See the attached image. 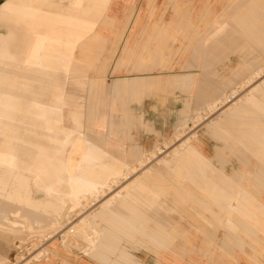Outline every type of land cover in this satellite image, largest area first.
I'll list each match as a JSON object with an SVG mask.
<instances>
[{
    "label": "rangeland",
    "instance_id": "1",
    "mask_svg": "<svg viewBox=\"0 0 264 264\" xmlns=\"http://www.w3.org/2000/svg\"><path fill=\"white\" fill-rule=\"evenodd\" d=\"M157 6V0H148L147 16ZM26 28L28 35H12L13 78L7 73L0 79V163L13 161L17 152L46 158L59 145L66 147V139H58L62 94L84 97L89 79H96L93 89L108 98L109 78L139 74L115 73L114 65L110 71L115 59L111 49L106 52L110 46L99 50L89 42L93 65L78 59L83 69L78 67L79 74L70 75L63 88L61 56L69 57L73 44L36 33L33 25ZM141 40L138 30L131 31L127 46ZM169 42L158 46L166 72L189 71L177 81H186L196 97L183 124L176 120L165 141L137 164L130 156L111 154L133 166H118L121 170L73 199L57 222L44 218L40 230L35 224L0 230L12 242L0 264H35L52 246L67 259V252L90 249L88 257L103 264H264V67L242 81L253 68L241 58L206 59L214 73L205 75L201 87L194 69L168 56ZM127 59L131 65L132 58ZM230 96L234 99L224 105ZM68 229L73 234L67 235ZM100 245L107 251L104 257L98 254Z\"/></svg>",
    "mask_w": 264,
    "mask_h": 264
},
{
    "label": "crops",
    "instance_id": "2",
    "mask_svg": "<svg viewBox=\"0 0 264 264\" xmlns=\"http://www.w3.org/2000/svg\"><path fill=\"white\" fill-rule=\"evenodd\" d=\"M78 2L0 0V56L8 55L7 59H0V64L5 65L0 69V74L5 76L0 79L7 73L13 78L12 35L27 34L29 25L35 26L31 29L36 33H47L64 45L73 44L72 54L67 58L61 56L60 63L65 65L63 88L69 85L70 75L79 74L78 69H83L78 59L90 67L93 65L86 51L89 42L99 50L107 44L110 46L107 54L111 49L115 55L110 71L114 65L115 73L139 74L109 78L108 98L93 89L96 79H89V90L84 97H63L62 94L58 139L60 142L66 139V147L59 145L46 158L38 153L33 157L30 153L17 152L13 161L0 163V230L11 224H35L40 230L44 218L57 222L73 199L121 170L118 166H133L111 154L130 156L137 159V164L144 154L165 141L166 135L176 128V120L183 124L196 97L194 93L189 94L186 81H177L178 75L189 71L166 72L169 67L158 49L161 40L172 41L167 45L168 56L183 68L194 69L191 71L201 79V87L205 75L214 73L205 65L206 59L241 58L253 68L242 81L264 67L261 58L264 56V0H157V8L148 16L145 10L148 0ZM136 30L141 43L134 42V48H129L128 35ZM177 39L182 42H176ZM144 55L149 57L147 62ZM128 57L132 58L131 65ZM83 85L80 82L79 86ZM193 86L194 82L189 89ZM199 94L201 90L197 97ZM126 100L130 101L128 105ZM104 230L113 229L106 226ZM101 240L107 239L103 235ZM11 245V238L5 240L0 233V262L4 250ZM98 254L104 257L107 251L100 245ZM90 255V249L82 253L67 252V259L52 246L46 257L35 264H103Z\"/></svg>",
    "mask_w": 264,
    "mask_h": 264
},
{
    "label": "bare ground",
    "instance_id": "3",
    "mask_svg": "<svg viewBox=\"0 0 264 264\" xmlns=\"http://www.w3.org/2000/svg\"><path fill=\"white\" fill-rule=\"evenodd\" d=\"M33 43V42H32ZM177 78H179V76H177ZM234 99V96H230V97H227L224 105L230 103L232 100ZM93 204V203H92ZM95 205V204H94ZM70 234H73V231L72 229H68V232H67V235H70Z\"/></svg>",
    "mask_w": 264,
    "mask_h": 264
}]
</instances>
